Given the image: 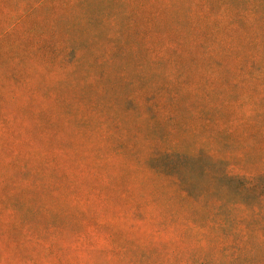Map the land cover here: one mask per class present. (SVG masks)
Wrapping results in <instances>:
<instances>
[{"label": "rangeland", "instance_id": "rangeland-1", "mask_svg": "<svg viewBox=\"0 0 264 264\" xmlns=\"http://www.w3.org/2000/svg\"><path fill=\"white\" fill-rule=\"evenodd\" d=\"M0 264H264V0H0Z\"/></svg>", "mask_w": 264, "mask_h": 264}]
</instances>
